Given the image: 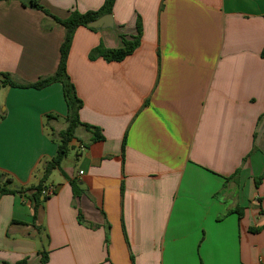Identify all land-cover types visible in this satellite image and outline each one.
I'll return each instance as SVG.
<instances>
[{
    "label": "crops",
    "instance_id": "obj_1",
    "mask_svg": "<svg viewBox=\"0 0 264 264\" xmlns=\"http://www.w3.org/2000/svg\"><path fill=\"white\" fill-rule=\"evenodd\" d=\"M104 2L41 0L60 19ZM112 16L75 32L68 72L98 129H77L52 196L35 187L68 126L63 85L0 87V175L26 189L0 195V264H264V0H116ZM139 19L133 54L89 58ZM47 20L0 2V74L56 73L65 30Z\"/></svg>",
    "mask_w": 264,
    "mask_h": 264
},
{
    "label": "trees",
    "instance_id": "obj_2",
    "mask_svg": "<svg viewBox=\"0 0 264 264\" xmlns=\"http://www.w3.org/2000/svg\"><path fill=\"white\" fill-rule=\"evenodd\" d=\"M19 1L25 7H29L35 10L42 11L47 17L52 18V22L49 23L48 20L44 22V27L48 30L52 29L54 24L61 25L65 30V39L60 48V63L55 74L43 77L35 83H18L16 82L11 74L1 73V85L0 87H16V88H35L43 89L50 86L53 83L59 82L63 85L64 97L68 107L67 123L68 126L65 130L59 133V148L57 155L49 162L44 165L43 177L35 187L37 195H43L45 183L52 175V173L61 169L64 160L68 156L70 142L76 138V131L79 127H85L87 130H97L98 128L92 127L88 124H84L80 120L79 111L83 107V102L76 92L75 85L73 84L71 77L68 72V60L71 52V47L73 43V38L75 32L80 27H87L90 30L96 31L98 29L90 28L89 23L101 18L104 15L113 14V7L116 0H105L103 6L97 11H89L86 13H81L78 10L71 12L70 16L66 19H60L54 16L49 9H47L41 0H0V2H11ZM137 28L139 35L132 37L131 39L126 38L122 35L123 47L118 49H106L103 45L95 48L89 58L95 60L96 58H103L108 62L112 61H123L125 58L134 53V51L139 47L142 37V23L140 19L137 21ZM262 57L264 58V49L262 51ZM103 136H96L95 131L93 132L92 142L103 140ZM3 176L0 175V195L5 194H16L22 193L26 189H9L8 185L11 182L10 179L5 183L2 182ZM76 187V185L74 184ZM37 200L38 197L36 196ZM240 216L242 213H239ZM48 256L43 255L42 262L47 264Z\"/></svg>",
    "mask_w": 264,
    "mask_h": 264
},
{
    "label": "water",
    "instance_id": "obj_3",
    "mask_svg": "<svg viewBox=\"0 0 264 264\" xmlns=\"http://www.w3.org/2000/svg\"><path fill=\"white\" fill-rule=\"evenodd\" d=\"M90 28L94 29H108V28H113L114 27V21H113V16L111 14L109 15H104L101 18L89 23L88 25Z\"/></svg>",
    "mask_w": 264,
    "mask_h": 264
},
{
    "label": "built area",
    "instance_id": "obj_4",
    "mask_svg": "<svg viewBox=\"0 0 264 264\" xmlns=\"http://www.w3.org/2000/svg\"><path fill=\"white\" fill-rule=\"evenodd\" d=\"M80 174H83V172H80ZM55 194V188L53 186H51L50 188H47L45 191H43V195L44 196H52Z\"/></svg>",
    "mask_w": 264,
    "mask_h": 264
},
{
    "label": "rangeland",
    "instance_id": "obj_5",
    "mask_svg": "<svg viewBox=\"0 0 264 264\" xmlns=\"http://www.w3.org/2000/svg\"><path fill=\"white\" fill-rule=\"evenodd\" d=\"M71 155H73V157H70V159H72V160H74V158H75V153L71 150V152H70V156ZM69 162H68V160H65L64 161V165H67ZM71 163V162H70Z\"/></svg>",
    "mask_w": 264,
    "mask_h": 264
}]
</instances>
